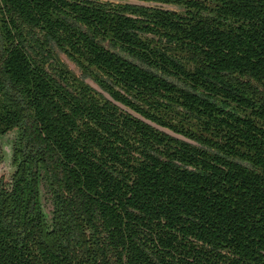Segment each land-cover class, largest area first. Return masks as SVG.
I'll use <instances>...</instances> for the list:
<instances>
[{"label":"trees","instance_id":"obj_1","mask_svg":"<svg viewBox=\"0 0 264 264\" xmlns=\"http://www.w3.org/2000/svg\"><path fill=\"white\" fill-rule=\"evenodd\" d=\"M150 1L0 0V264H264V0Z\"/></svg>","mask_w":264,"mask_h":264},{"label":"rangeland","instance_id":"obj_2","mask_svg":"<svg viewBox=\"0 0 264 264\" xmlns=\"http://www.w3.org/2000/svg\"><path fill=\"white\" fill-rule=\"evenodd\" d=\"M114 2H130V3H138V4H143V5H150V6H157L159 2L157 1H150V0H111ZM166 7L169 8H175V4H170V3H162ZM59 53V57L63 60V62L67 65L68 68H70L74 73L77 75H80L78 68L73 64L72 61H70L64 54L61 52ZM83 80L90 85H92L95 89H100L101 88L88 76H84ZM11 133L4 134L0 137V178H5L7 175L10 174L13 164L10 161V154H11V140L10 137ZM45 204V202H44ZM47 206V204H45Z\"/></svg>","mask_w":264,"mask_h":264},{"label":"water","instance_id":"obj_3","mask_svg":"<svg viewBox=\"0 0 264 264\" xmlns=\"http://www.w3.org/2000/svg\"><path fill=\"white\" fill-rule=\"evenodd\" d=\"M157 6L159 7H162V8H169V7H166L164 4H161L160 2L157 4ZM89 84V83H88ZM90 85V84H89ZM92 86V85H90ZM93 87V86H92ZM94 88V87H93ZM95 89V88H94ZM97 91L101 92L107 99H109L110 101H112L113 103H115L117 106H119L120 108L126 110L127 112L131 113L132 115L142 119L143 121L151 124L152 126L158 128L159 130H162L170 135H173L175 137H178V138H181V139H184V140H187V141H191L190 139L184 137L183 135L177 133V132H174L172 130H170L169 128L165 127V126H162V125H159V124H156L154 123L153 121L147 119V118H144L142 117L140 114H138L137 112H135L134 110L130 109L128 106L122 104L121 102H119L118 100H115L114 98H112L106 91L104 90H100V89H96Z\"/></svg>","mask_w":264,"mask_h":264},{"label":"flooded vegetation","instance_id":"obj_4","mask_svg":"<svg viewBox=\"0 0 264 264\" xmlns=\"http://www.w3.org/2000/svg\"><path fill=\"white\" fill-rule=\"evenodd\" d=\"M62 60V59H61ZM63 61V60H62Z\"/></svg>","mask_w":264,"mask_h":264}]
</instances>
